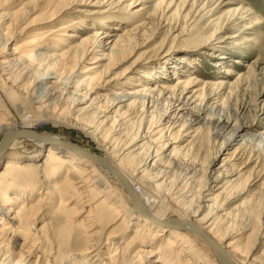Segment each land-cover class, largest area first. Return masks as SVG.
<instances>
[{
    "label": "bare ground",
    "instance_id": "bare-ground-1",
    "mask_svg": "<svg viewBox=\"0 0 264 264\" xmlns=\"http://www.w3.org/2000/svg\"><path fill=\"white\" fill-rule=\"evenodd\" d=\"M7 1L0 0V253L10 254L0 258L2 264H264V250L255 255L264 245V221L256 225L242 214L235 226L232 213H221L232 200L226 202L224 196L221 202L219 190L235 186L241 176L233 164L223 159L212 169L219 154L208 153L197 191L194 166L180 180L161 169L163 159L176 149L173 130L180 123L213 129L216 139L224 136V151L246 136L253 140L264 135L258 116L264 108L250 99L224 113V102L247 75L231 80L237 73L222 67L225 77L214 83L187 71L180 76L174 72L169 80L163 69L157 75L137 58L121 72L113 71L164 0H131L128 8L137 2L142 6L130 15L114 8L124 0H95L90 5L105 8L90 13L76 10L86 0ZM198 6L192 1L189 11L197 12ZM84 29L88 34L79 36ZM21 36L24 41L12 44ZM217 38L215 33L205 36L199 46L216 50L211 40ZM241 65L252 69L251 64ZM140 68L137 80L126 81ZM155 100L166 101L168 113L145 130L143 114L131 132L130 106L146 103L150 108ZM66 110L69 114L62 119ZM250 111L256 112L254 117L245 118ZM41 121L79 130L99 151L49 125L39 129ZM162 140L154 156L145 153L137 160L144 147ZM249 147L244 142L235 151ZM249 208L253 216L264 213L261 204ZM204 210L207 214L199 217ZM42 216L51 220L42 218L37 228Z\"/></svg>",
    "mask_w": 264,
    "mask_h": 264
},
{
    "label": "rangeland",
    "instance_id": "rangeland-1",
    "mask_svg": "<svg viewBox=\"0 0 264 264\" xmlns=\"http://www.w3.org/2000/svg\"><path fill=\"white\" fill-rule=\"evenodd\" d=\"M1 1L7 4H10L11 2L7 0ZM51 1L54 0H43L42 4ZM94 1L95 0H86L85 3L78 5L79 7L76 10H88L90 13L94 10H97L98 8H105V6L101 7L97 5H90ZM110 1L111 0H108V2ZM130 1L131 0L121 1L114 8H117V11L120 12L121 15L124 13V15H130L132 11L134 12L137 8L142 6L140 4L141 2H137L135 4H132L128 8L127 6ZM179 1L180 0H174L173 2L172 0L163 1L158 12L155 15H152L151 19L146 20L147 23L144 26L142 32H140L141 36L139 35L138 38H136V40L132 42L135 46L133 45V47L128 51V55L126 56V58L121 60V63L119 65H116L117 67L112 70L121 72L131 61L137 58L138 63H140L139 65H146L148 67V70H153L155 72L157 71V75H160L163 72L169 80H172L171 78L172 75H174V72L175 76H180V74H184L187 71L188 73H191L204 81L209 80L214 83L219 76L225 77V75L223 73H220L219 70L222 67H228L233 69L237 73L236 75L232 76L231 80H234L235 77L240 74L247 75V78L241 84V88H234L233 96H231L230 99L228 98L224 102V109L227 110H224V113H232L239 106V102H241L242 100L248 101L249 99L251 103L258 104L259 107L264 108V0ZM192 1H195L197 2V4H199V6L195 9V11L198 9L197 12L189 11ZM168 3H170V5L168 6V8H166L165 4ZM200 6L202 8H199ZM204 7L206 8L204 9ZM209 9H211V12L209 14H204L205 11H208ZM112 10L116 9L112 8ZM77 12L72 13L73 16H76L78 14ZM118 12H115L114 14L116 16H120ZM186 13H188L187 16L183 17ZM220 14H223V17L217 24H214V22L208 24L212 19L219 16ZM123 17L124 16H121V18ZM32 31L33 28L26 30L25 33H30ZM88 32V30L84 29L78 35L85 36L84 34H88ZM213 33H215V36L220 37L215 40H211V43L217 47L216 50L212 51V46L211 48L199 46L201 39ZM25 36L17 37L12 44H20V42L25 40ZM218 39H222L224 41L220 42L218 41ZM77 41H79V39ZM219 47L221 49H218ZM219 52H224L225 58L220 59V57L217 56L219 55ZM103 53L107 52H99L96 53V55H100ZM215 53L216 55L214 57ZM89 57H87V59ZM181 57H183V59L185 58V60H180ZM234 59H237L238 61H240V63L233 62L232 60ZM104 62L105 61H102V63ZM241 62L244 64H251L252 69H249L245 65H241ZM87 63L83 62L82 65H88ZM161 69H163V71L160 73ZM141 70L142 68L135 69V72L131 74L129 78L126 79V81L137 80L138 75L141 73ZM132 77H134V79L130 80ZM76 79L77 78H75L74 80ZM158 79L159 78H157V80ZM152 86H154L153 82H151V87ZM58 87L60 89L61 85H58ZM243 89H247V91L244 93ZM224 92H226V90H224ZM256 94L259 95L256 96ZM156 101L157 100H155V103H153V107L150 108H148L146 103L144 105L136 103V106H130L131 111L129 118L131 122L130 127L132 128L131 132L135 131V129L139 126V120L144 115L145 116L143 117L142 124L145 126V130L147 129L146 127L149 126V124L153 127L155 125L154 121L157 122L160 115L164 116L166 112L168 113V103L166 101L163 102L162 100H159L158 103ZM251 107V109H253V106ZM150 110H152L153 112H150ZM68 114L69 112L66 110L63 114H61L64 115V117H61V115L60 117L62 119H66V116H68ZM150 114L153 116L152 122H150ZM255 114L256 112L250 111L245 118L254 117ZM258 116H260L259 122L264 125V118H262L264 117V115H261V112L259 111ZM43 125H49V123L41 121L37 124V127L39 129H43ZM182 126L183 123H180L173 130V132L175 131L173 141L175 142L174 146H176V149L173 152H170V154L163 159V161L165 160V162L162 164L163 167L161 166V169L168 171V173L171 174H169L170 178L175 175L174 178L180 180L184 176L183 173L185 172V170L191 166H194L197 170V176H195L196 181L192 182V185L193 191H197V189L200 187V184L202 185L204 182L203 179H200V176L202 174L203 168L206 165L207 154L213 153V156L219 154L211 164L212 169H217L222 164V160L224 159V161L228 160L229 164H233V166L241 174L239 182L235 186L234 184L228 185L226 187H222V189L219 190L221 191V194L219 196V200L221 202L224 200V196L225 200H227L226 202L232 200V202H229L224 207V211H222L221 213H232L231 217L234 218H232L231 220H235V226H237L240 222L242 214L250 216L253 220H255L256 225L259 223V221H264V213H258L257 215L253 216L252 212L249 210L251 204L257 203L261 204L262 207L264 206V135L259 136L258 138H255L253 140L250 138V136H246L244 138L245 141L239 140L229 150L224 151L227 145L224 144V146L220 148L224 136L220 139H216V137H214V134H212L213 129L210 130L205 126L201 128L200 124L193 125L191 128H189V126ZM50 127L54 128L55 132H57V129L58 131L62 130L67 136H70L73 141H76L80 144H85L91 147L94 151H99L96 148L95 143L88 137L82 135L79 130L69 128L62 124L51 125ZM160 128L161 127H157L155 131L159 130ZM251 134H254V132ZM157 137L158 135L153 137V139ZM165 141L166 140H162L159 142L155 141L153 142L155 144L152 143L150 146L148 145L146 149L144 147L142 151L143 154L141 152V155L139 154L137 160H140L145 153L154 156L155 154L153 150L160 144V142ZM244 142H248L250 144V149L245 152L238 151L236 153L235 150L237 148H241ZM251 151L256 155L251 154L250 156ZM257 155H259V158H257ZM174 157H177L178 161L176 160V158L174 159ZM225 167L227 166L225 165ZM214 176H216V174ZM235 177L236 176L234 175L229 179H234ZM184 181L185 179L181 181L180 185ZM170 184L171 183L168 184V188H172ZM219 191H216L215 193H218ZM176 203L177 201H172V204L174 206L176 205L175 207L182 206ZM185 207L187 209L189 208L187 204H185ZM186 208L184 210H186ZM190 208H192V205H190ZM207 212L208 210H204L199 215V217L207 214ZM42 218H46L43 219L45 221L51 220V218L49 217H39L37 228L42 226ZM237 219L239 220L237 221ZM81 236H83V233H81ZM102 242H105V239H103ZM263 250L264 245H261L257 249L255 255H260ZM39 253L40 250H37L36 255H38ZM6 254L7 253L1 252L0 258L3 259ZM2 259H0V264H2ZM148 264H150V262Z\"/></svg>",
    "mask_w": 264,
    "mask_h": 264
}]
</instances>
